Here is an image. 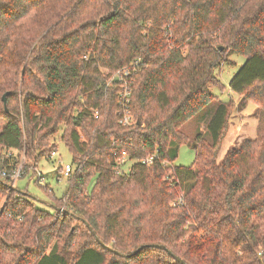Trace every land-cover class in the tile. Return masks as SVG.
Masks as SVG:
<instances>
[{
    "label": "trees",
    "instance_id": "trees-1",
    "mask_svg": "<svg viewBox=\"0 0 264 264\" xmlns=\"http://www.w3.org/2000/svg\"><path fill=\"white\" fill-rule=\"evenodd\" d=\"M231 54L228 89L264 115V0H0V264H264V135L217 162L233 103L209 87ZM134 62L126 128L111 78ZM56 140L73 168L59 198L36 174ZM22 155L48 209L13 185Z\"/></svg>",
    "mask_w": 264,
    "mask_h": 264
},
{
    "label": "rangeland",
    "instance_id": "rangeland-1",
    "mask_svg": "<svg viewBox=\"0 0 264 264\" xmlns=\"http://www.w3.org/2000/svg\"><path fill=\"white\" fill-rule=\"evenodd\" d=\"M226 63L221 65L219 69L215 71V75L221 82L223 88L219 89L216 86L209 87V91L212 95L219 98L222 102H228L232 100V109L229 116L228 127L226 133L221 142V146L217 153V162H219L226 151L237 145L243 138L254 139L256 136L264 135V115H260L255 112V105L247 102L245 106H240V99L228 89V82L234 76V74L240 69L245 62V57L237 54H231L226 56ZM261 120V122H259ZM4 122L0 119V131L3 127ZM205 120L194 119L184 127L185 134L192 140L196 133H204L205 131ZM57 149L56 156L51 160L41 159L38 162L36 174L40 173L43 175L44 185L49 186L53 191L54 196L59 198L66 189L67 183L66 178L63 176L62 168L65 165H71V155L67 147L56 140ZM11 156V152L6 155ZM13 158L17 156V152H12ZM194 161V150L191 144L182 145L178 149L176 159L173 160L175 166L189 167ZM25 162V157L22 155L18 168ZM131 163L127 162L123 168L122 173L129 171ZM58 167L61 168L59 171ZM35 178V177H34ZM31 179L30 175L21 176L13 185L15 188L24 192L28 197L34 199V205L39 209H48L49 199L46 197L40 187L35 184V179ZM6 200V196L0 195V208ZM79 234L76 235V240L73 244L79 240ZM84 241L81 238L78 242ZM54 243H52L53 246ZM51 246V247H52ZM50 250V249H49ZM47 250V252L49 251Z\"/></svg>",
    "mask_w": 264,
    "mask_h": 264
},
{
    "label": "built area",
    "instance_id": "built-area-1",
    "mask_svg": "<svg viewBox=\"0 0 264 264\" xmlns=\"http://www.w3.org/2000/svg\"><path fill=\"white\" fill-rule=\"evenodd\" d=\"M137 64L132 63L129 66H126L122 69L117 70L111 80L115 82V86L118 89L117 95V117H118V124L122 127H133L137 126L138 122L134 118L133 114L130 110V102H131V95H132V82L135 73L137 72ZM10 156V154H9ZM56 156L55 152H52L49 156V160ZM118 158V164L120 166L119 172L122 173L123 166L130 162L133 164L134 162L129 161L127 155L123 152L120 156L114 154ZM155 159V156H149L146 158L137 159L135 162L148 165L151 164ZM63 176L66 178L73 170L71 165H65L63 168ZM21 176V167L17 168L13 175V182H15ZM38 183L40 185H44L43 175L38 173ZM181 203V197H177L174 202L171 203L172 206H177Z\"/></svg>",
    "mask_w": 264,
    "mask_h": 264
},
{
    "label": "water",
    "instance_id": "water-1",
    "mask_svg": "<svg viewBox=\"0 0 264 264\" xmlns=\"http://www.w3.org/2000/svg\"><path fill=\"white\" fill-rule=\"evenodd\" d=\"M6 95H7V94H6ZM6 95H4V96L2 97L3 102H4V105H5ZM150 247H151V248H160V249H162V250H166L165 247H163V246H159V245H151ZM142 248H143V247L139 248L135 253H137V252H138L140 249H142ZM169 254H170L171 257H172L176 262H178L179 264H185L182 260H180L178 257L172 255L170 252H169Z\"/></svg>",
    "mask_w": 264,
    "mask_h": 264
},
{
    "label": "crops",
    "instance_id": "crops-1",
    "mask_svg": "<svg viewBox=\"0 0 264 264\" xmlns=\"http://www.w3.org/2000/svg\"><path fill=\"white\" fill-rule=\"evenodd\" d=\"M231 92V91H230ZM232 93V92H231Z\"/></svg>",
    "mask_w": 264,
    "mask_h": 264
}]
</instances>
